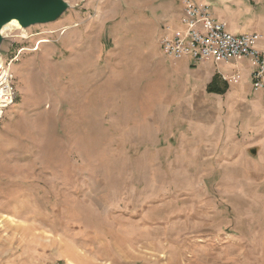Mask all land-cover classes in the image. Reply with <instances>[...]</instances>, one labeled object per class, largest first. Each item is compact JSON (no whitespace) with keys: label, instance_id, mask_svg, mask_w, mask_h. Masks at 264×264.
Here are the masks:
<instances>
[{"label":"rangeland","instance_id":"obj_1","mask_svg":"<svg viewBox=\"0 0 264 264\" xmlns=\"http://www.w3.org/2000/svg\"><path fill=\"white\" fill-rule=\"evenodd\" d=\"M36 1L64 9L0 28V264H264V126L231 88L254 100L250 73L196 62L176 97L132 56L178 2Z\"/></svg>","mask_w":264,"mask_h":264},{"label":"crops","instance_id":"obj_2","mask_svg":"<svg viewBox=\"0 0 264 264\" xmlns=\"http://www.w3.org/2000/svg\"><path fill=\"white\" fill-rule=\"evenodd\" d=\"M165 1H174L178 2L179 0H165ZM202 3L210 6V12L217 20L223 22L227 30L234 34L241 33H258L261 35L260 40L258 41V47L260 49H264V0H199ZM179 16L176 14L172 15L170 21L167 25H169L171 30H178L181 28V24L179 22ZM156 24L154 25L150 23L148 27V31L145 32V38L149 41L140 40L137 45L135 52H133V60L137 63H148L149 68H152L154 71V79L152 82L170 84V86H166V88H173L175 84L178 85L180 89V94H176V97L182 98L183 96H187V92L189 89V78L188 74H190L196 67H202L203 63H196L192 61L189 57H181L180 59H174L162 52L158 39L159 35L162 34L160 31V27L157 29ZM216 66L219 64L215 63ZM243 68L247 71L246 76L250 73L252 69V65L247 58L241 57V59L229 60L226 63H222L224 69H231L230 71H223L219 68L218 74L222 76L224 80H228L229 82H233V78L237 76L240 77V69ZM205 69V78H209V82L211 83L212 78L215 76L214 73H211ZM226 75V76H225ZM220 78V76L218 75ZM217 79V78H216ZM172 83V84H171ZM234 83V82H233ZM232 92H235L237 98H239L240 104L239 107H243V105H248V108L252 112L244 113L245 116H248L247 120H243L244 128H248L251 125L259 127V124L264 126V100L261 99L264 96V90H259L252 93L255 96V99L251 102H246L247 94L249 90L245 88V86L237 87L236 84L231 86ZM174 96V95H173ZM261 97V98H260ZM255 115L256 122L252 124L250 121V116ZM237 118H241V114L237 113Z\"/></svg>","mask_w":264,"mask_h":264},{"label":"built area","instance_id":"obj_3","mask_svg":"<svg viewBox=\"0 0 264 264\" xmlns=\"http://www.w3.org/2000/svg\"><path fill=\"white\" fill-rule=\"evenodd\" d=\"M179 3L181 28L171 30L169 25H165L159 39L162 52L174 59L189 57L194 63L206 59L217 63L247 58L252 65V90H264V49L258 47L261 35L228 31L223 22L213 17L210 6L199 0H179ZM18 51L21 52L22 48ZM13 60L0 61V110L14 98L9 74Z\"/></svg>","mask_w":264,"mask_h":264},{"label":"water","instance_id":"obj_4","mask_svg":"<svg viewBox=\"0 0 264 264\" xmlns=\"http://www.w3.org/2000/svg\"><path fill=\"white\" fill-rule=\"evenodd\" d=\"M53 4H57L54 3ZM64 9L63 5L56 8L54 5H38L36 0H0V28L7 22V12L16 13L21 25L25 28L32 24L51 22L58 18ZM45 17L42 18V16ZM0 35V39H1Z\"/></svg>","mask_w":264,"mask_h":264},{"label":"trees","instance_id":"obj_5","mask_svg":"<svg viewBox=\"0 0 264 264\" xmlns=\"http://www.w3.org/2000/svg\"><path fill=\"white\" fill-rule=\"evenodd\" d=\"M227 83H224V86L222 88H220L218 85H217V81H216V76H214L212 78V81L211 83L208 84L206 90L208 91V93H217V94H223L226 89H227Z\"/></svg>","mask_w":264,"mask_h":264},{"label":"bare ground","instance_id":"obj_6","mask_svg":"<svg viewBox=\"0 0 264 264\" xmlns=\"http://www.w3.org/2000/svg\"><path fill=\"white\" fill-rule=\"evenodd\" d=\"M6 12H7L6 16H7V19H8L7 21H12L13 22L14 20H13V17L12 16L15 15L16 13H10L9 10L6 11ZM43 17H45V15H43L42 18Z\"/></svg>","mask_w":264,"mask_h":264}]
</instances>
